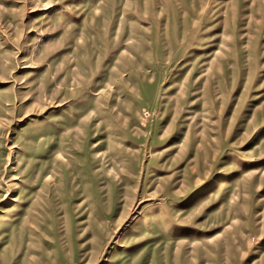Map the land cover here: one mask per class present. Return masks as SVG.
I'll list each match as a JSON object with an SVG mask.
<instances>
[{"label": "rangeland", "instance_id": "obj_1", "mask_svg": "<svg viewBox=\"0 0 264 264\" xmlns=\"http://www.w3.org/2000/svg\"><path fill=\"white\" fill-rule=\"evenodd\" d=\"M0 264H264V0H0Z\"/></svg>", "mask_w": 264, "mask_h": 264}]
</instances>
